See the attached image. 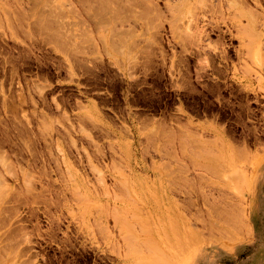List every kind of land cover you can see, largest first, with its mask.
<instances>
[{
  "label": "rangeland",
  "instance_id": "obj_1",
  "mask_svg": "<svg viewBox=\"0 0 264 264\" xmlns=\"http://www.w3.org/2000/svg\"><path fill=\"white\" fill-rule=\"evenodd\" d=\"M5 1L0 264H264V0Z\"/></svg>",
  "mask_w": 264,
  "mask_h": 264
},
{
  "label": "bare ground",
  "instance_id": "obj_2",
  "mask_svg": "<svg viewBox=\"0 0 264 264\" xmlns=\"http://www.w3.org/2000/svg\"><path fill=\"white\" fill-rule=\"evenodd\" d=\"M3 1H4L3 4H5L6 1H5V0H3ZM14 1H15V0H14ZM18 1H19V0H17V2H18ZM28 1H29V0H28ZM36 1H38V2H34V3H37V4H34L35 7H38V6H40V5L42 4L40 0H36ZM39 1H40V2H39ZM42 1H43V0H42ZM49 1H50V0H49ZM81 1H83V0H80L79 2H81ZM93 1H94V0H93ZM102 1H103V0H101V2H102ZM104 1H105V0H104ZM106 1H110V0H106ZM114 1H116V0H114ZM120 1H121V0H120ZM122 1H123V0H122ZM8 2H9V1H8ZM26 2H27V1H26ZM45 2H46V1H45ZM47 2H48V1H47ZM51 2H52V1H50L49 4H55V3H54L55 1H53V3H51ZM71 2H72V1H71ZM73 2H74V1H73ZM79 2H78V3H79ZM86 2H89V1H86ZM91 2H92V1H91ZM124 2H125V0H124ZM138 2H139V1H137V3H138ZM140 2H141V1H140ZM11 3H12V2H11ZM11 3H10V4H11ZM18 3H19V2H18ZM32 3H33V2H32ZM38 3H41V4L38 5ZM84 3H85V1H84ZM93 3H94V2H93ZM93 3H91V5H92ZM96 3H99V2L96 1ZM103 3H104V2H103ZM106 3H107V2H106ZM127 3H128V2H127ZM130 3H131V2H130ZM3 4H2V5H3ZM8 4H9V3H8ZM8 4H7V5H8ZM13 4H14V3H13ZM27 4H28V3H27ZM60 4H61V3H60ZM60 4H59V5H60ZM70 4H72V3H70ZM99 4H100V3H99ZM99 4H98V6H99ZM120 4H121V3H120ZM120 4H119V5H120ZM138 4H139V3H138ZM28 5H30V4H28ZM36 5H37V6H36ZM42 5H43V6H44V5L46 6V4L44 3V1H43V4H42ZM55 5H56V4H55ZM55 5H54V6H55ZM81 5H82V4H81ZM88 5H89V4H88ZM91 5H90V6H91ZM113 5H114V4H113ZM113 5L111 4V6H113ZM128 5L131 6V4H128ZM43 6H42V7H43ZM51 6H52V5H51ZM51 6H48V7L46 6L47 8H42V7H41V8H42L43 10L45 9V14H46V12L50 10L49 7H51ZM83 6H84V5H82V8H83ZM86 6H87V5H86ZM90 6H88V7H90ZM96 6H97V5H95V7H96ZM101 6H103V5H101ZM108 6H109V7H108ZM123 6H124V4H123ZM123 6H122V7H123ZM142 6H143V5H142ZM17 7H18V6H17ZM104 7H107V8H105V10H108V8H109V9L114 8V6L110 8V2H109V5H105ZM120 7H121V5H120ZM0 8H1V6H0ZM6 8H7V7H6ZM38 8H39V7H38ZM52 8H53V7H52ZM52 8H51V9H52ZM57 8H58V6H57ZM57 8H56V9H57ZM59 8H60V7H59ZM61 8L63 9V7H61ZM78 8H79V7H78ZM91 8H92V6H91ZM33 9H34V7H33ZM39 9H40V8H39ZM56 9H54V11H55ZM85 9L87 10L86 7H85ZM85 9H84L85 12H84V11H83V12L86 13V14H88L89 12L87 13ZM93 9H94V8H93ZM100 9L102 10L101 7H100ZM114 9H115V12H117V11H116V10H117V7H115ZM131 9H132V8H131ZM18 10H19V9H18ZM27 10H28V9H27ZM31 10H32V9H31ZM31 10H30V11H31ZM37 10H38V9H37ZM40 10H41V9H40ZM40 10L37 12L36 15H38V13L40 14V12H41ZM52 10H53V9H52ZM52 10H51V11H52ZM94 10H97V9H94ZM103 10H104V9H103ZM120 10H122V9H120ZM51 11H49L48 13H50ZM58 11H59V10H58ZM80 11H81V10H80ZM87 11H90V8H89V10H87ZM98 11H99V10H98ZM127 11H129V10H127ZM11 12H13V10H12ZM34 12H35V9H34ZM34 12H33L32 14H34ZM42 12H43V11H42ZM56 12H57V11H55V13H56ZM92 12H93V11H92ZM95 12H96V11H95ZM103 12H104V11H103ZM106 12H107V11H106ZM108 12H113V9H112V11H108ZM115 12H114V13H115ZM118 12H119V11H118ZM121 12H122V11H121ZM18 13H19V12H18ZM25 13H26V12H25ZM28 13H29V10H28ZM35 13H36V12H35ZM52 13H54V12H51L50 17H53V16L55 15V14H54L53 16H51ZM60 13H61V12H60ZM60 13H59V14H60ZM79 13H80V12H79ZM123 13H124V11H123ZM14 14H15V13H14ZM42 14H43V13H42ZM57 14H58V13H57ZM59 14H58V16H59ZM86 14H85V15H86ZM96 14H99V13H96ZM96 14H95V15H96ZM17 15H18V14H17ZM20 15H21V14H20ZM27 15H28V14H27ZM63 15H64V14H63ZM71 15H72V14H71ZM73 15H74V14H73ZM81 15H82V14H81ZM92 15H93V17H94V13H93ZM104 15H105V13H104ZM112 15H114V14H112ZM120 15H121V13H120ZM120 15L117 16V17H119V19H121V18H120ZM124 15H125V14H124ZM10 16H11V15H10ZM18 16H19V15H18ZM24 16H25V15H24ZM28 16H29V15H28ZM31 16H32V15H31ZM40 16H41V14L38 15L39 18H40ZM43 16H44V15H43ZM45 16H46V15H45ZM60 16H61V17H60ZM60 16H59V17H60V21H62L61 18H62L63 16H62L61 14H60ZM66 16H67V15H66ZM89 16H90V15H89ZM96 16L98 17V15H96ZM15 17H16V16H15ZM35 17H36V19H37V16H35ZM35 17L32 18V19H35ZM59 17H58V21H57L56 19H54V21H57V22H58V24L56 25L57 27H58V26H59V27H60V26L62 27V25H59ZM76 17H77V16H76ZM100 17H101V15H100L98 18H100ZM105 17H106V16H105ZM112 17H113V16H112ZM117 17H114V18H115V21H116ZM121 17H122V15H121ZM126 17H127V16H126ZM28 18H29V17H28ZM28 18H27V19H28ZM47 18H48V14H47L46 19H47ZM53 18H54V17H53ZM94 18H95V17H94ZM22 19H23V17H22ZM24 19H25V18H24ZM42 19H43V18H40L38 21H40V20H42ZM83 19H85V18H83ZM101 19H102V18H101ZM123 19H124V18H123ZM49 20H50V19H49ZM85 20H87V19H85ZM105 20L107 21L108 19L106 18ZM22 21H23V20H22ZM26 21H27V20H26ZM33 21H35V20H33ZM33 21H32V22H33ZM43 21H44V23H45L47 20H45V18H44ZM43 21L40 22V23H42V25L40 24L41 26H44V25H43ZM50 21H53V20H50ZM78 21H79V20H78ZM82 21H83V20H82ZM109 21H110V20H109ZM115 21H114V23H115ZM6 22H7V21H6ZM19 22H20V21H19ZM48 22H49V21H48ZM76 22H77V21H76ZM80 22H81V21H80ZM89 22H90V21H89ZM91 22H92V21H91ZM94 22H95V21H94ZM102 22H103V20H102ZM121 22H122V20H121ZM24 23H25V21H24ZM27 23H28V22H27ZM38 23H39V22H38ZM49 23H51V22H49ZM49 23H48V24L46 23L44 27H47L46 25H49ZM60 23H61V22H60ZM64 23H65V22H64ZM104 23H106V22H104ZM123 23H124V22H123ZM65 24H66V23H65ZM99 24H101V23H99ZM109 24H110V23H109ZM109 24H108V25H109ZM116 24H117V23H116ZM121 24H122V23H121ZM37 25H38V24H37ZM81 25H83V24H81ZM96 25H97V24H96ZM9 26H10V25H9ZM15 26H16V25H15ZM23 26H24V25H23ZM23 26H22V27H23ZM50 26H52V25L50 24ZM106 26H107V24H106ZM106 26H105V28H106ZM117 26H118V25H117ZM117 26H116V27H117ZM37 27H39V26H37ZM52 27H53V26H52ZM54 27H55V26H54ZM63 27H64V26H63ZM67 27L69 28L70 26H67ZM79 27H80V25H79ZM97 27H98V26H97ZM26 28H27V27H26ZM40 28H41V27H40ZM65 28H66V27H64V29L62 28L63 30L61 29V31H63V33H62L63 35L60 34L61 32H57L59 28H57V31H56V29H54V30H55V33L57 32V33L54 35L55 37H56V35H57V37L54 38L55 41H57L56 39H58V41H59V43H60V47H62L63 50H66V51L70 50V51H74V52L78 51V52L81 53V51L83 50V46L80 45V43H76V42H75V43H74V42L72 43V42L70 41V40H71V37L74 36L75 33L73 34V32H71V29H68V28H67V29L65 30ZM91 28H92V27H91ZM109 28H110V27H109ZM13 29H14V28H13ZM38 29H39V28H38ZM45 29H46V28H45ZM78 29H79V28H78ZM80 29L82 30V28H80ZM97 29H98V28H97ZM106 29H107V28H106ZM15 30H16V29H15ZM41 30L43 31L44 29H41ZM48 30H49V29H48ZM50 30H51V32H52V31H53V28L50 29ZM83 30H84V29H83ZM39 31H40V30H39ZM85 31H87V30H85ZM105 31H106V30H105ZM107 31H108V30H107ZM111 31H112V29H111ZM40 32H41V31H40ZM44 32H45V31H44ZM47 32H48V31H47ZM47 32H46V34H47ZM81 32H83V31H80L79 35L81 34ZM87 32H89V31H87ZM113 32H114V31H113ZM36 33H37V32H36ZM48 33H49V32H48ZM52 33H54V31H53ZM83 33H84V32H83ZM85 33H86V32H85ZM29 34H30V33H29ZM76 34H77V33H76ZM76 34H75V35H76ZM110 34H111V33H110ZM113 34H114V33H113ZM32 35H33V34H32ZM41 35H42V34H41ZM43 35H44V34H43ZM52 35H53V34H52ZM52 35H51V36H52ZM77 35H78V34H77ZM77 35H76V36H77ZM79 35H78V36H79ZM84 35H85V38H86V34H84ZM100 35H101V34H100ZM104 36H105V35H104ZM120 36H121V35H120ZM39 37H40V36H39ZM48 37H49V36H48ZM52 37H53V36H52ZM52 37H51V38H52ZM74 37H75V36H74ZM87 37H88V34H87ZM101 37H102V36H101ZM115 37H116V36H115ZM113 38H114V37H113ZM122 38H123V37H122ZM44 39H45V38H44ZM83 39H84V36H83ZM48 40H49V39H48ZM119 40H120V39H119ZM120 42H121V41H120ZM57 43H58V42H57ZM56 45H57V44H56ZM87 45H88V44H87ZM113 45H114V44H113ZM115 47H116V45H115ZM115 47H113V48H115ZM81 48H82V50L80 51ZM90 49H91V48H90ZM92 49H93V48H92ZM117 49H119V48H117ZM63 52H64V51H63ZM205 155H206V154H205ZM232 178H233V181H234L236 187H237V188H241L242 183H243V181H244L243 178H242L241 176H239V175H234ZM218 206H219V205H218ZM227 207H228V206H227ZM227 207H226V208H227ZM233 207H234V206H233ZM217 208H220V207H217ZM217 208H215V209H217ZM221 208L223 209L224 207H221ZM230 208H231V207H228L226 210L223 209L222 211L225 210L226 212H228V211L230 210V212H231L232 209H230ZM228 209H229V210H228ZM227 210H228V211H227ZM217 211H219V210H217ZM220 211H221V210H220ZM222 211H221V213H220L221 215H222ZM225 211H224V212H225ZM232 213L234 214L235 212L232 211ZM217 214H218V213H217ZM220 214H219V215H220ZM223 214H224V213H223ZM225 214H227V213H225ZM237 214L239 215L238 210H237L236 215H237ZM227 215H228V214H227ZM229 215H230V217H231V214H229ZM229 215H228V217H229ZM236 215H235V217H236ZM233 216H234V215H233ZM216 217H217V216H216ZM219 217H220V216H219ZM219 217H218V218H219ZM224 217H225V216H224ZM237 217H238V216H237ZM223 219H224V218H223ZM216 220H217V219H216ZM216 220H215V221H216ZM218 220H219V219H218ZM235 220H236V219H235ZM239 220H241V219H239ZM222 221H223V220H222ZM229 221H231V220L229 219ZM229 221H228V222H229ZM237 221H238V220H237ZM235 222H236V221H234V223H235ZM239 222H241V221H239ZM210 223H211V222H209V224H210ZM230 223H231V222H230ZM235 224H236V223H235ZM222 225H223V224H222ZM229 225H230V224H229ZM232 225H233V224H232ZM210 227H211V226H210ZM213 227H214V226H213ZM213 227H211V228H213ZM215 227H216V226H215ZM215 227H214V228H215ZM234 227H236V226H234ZM165 228H166V227H165ZM173 228H174V227H173ZM193 228H194V227H193ZM217 228H218V227H217ZM219 228H221V226H220ZM231 228H233V227L231 226ZM215 229H216V228H215ZM215 229H214V231H215ZM221 229H222V228H221ZM217 230H218V229H216V231H217ZM130 233H131V232H130ZM126 236H127V235H126ZM9 256H10V255H9ZM1 260H2V259H1ZM194 261H195V260H194ZM194 261H193V262H194ZM193 262H192V264H194Z\"/></svg>",
  "mask_w": 264,
  "mask_h": 264
}]
</instances>
